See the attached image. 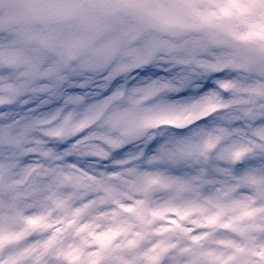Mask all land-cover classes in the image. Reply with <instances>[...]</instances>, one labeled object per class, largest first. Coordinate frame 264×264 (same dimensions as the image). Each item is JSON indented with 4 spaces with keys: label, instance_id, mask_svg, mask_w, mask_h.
Listing matches in <instances>:
<instances>
[{
    "label": "snow or ice",
    "instance_id": "1",
    "mask_svg": "<svg viewBox=\"0 0 264 264\" xmlns=\"http://www.w3.org/2000/svg\"><path fill=\"white\" fill-rule=\"evenodd\" d=\"M0 264H264V0H0Z\"/></svg>",
    "mask_w": 264,
    "mask_h": 264
}]
</instances>
